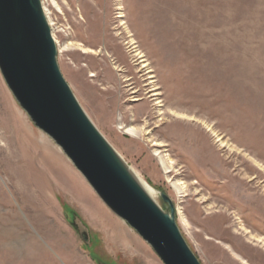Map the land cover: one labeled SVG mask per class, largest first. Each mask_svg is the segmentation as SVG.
I'll use <instances>...</instances> for the list:
<instances>
[{
    "label": "rangeland",
    "instance_id": "1",
    "mask_svg": "<svg viewBox=\"0 0 264 264\" xmlns=\"http://www.w3.org/2000/svg\"><path fill=\"white\" fill-rule=\"evenodd\" d=\"M41 3L79 104L200 262L264 264V0ZM0 133V264H163L1 73Z\"/></svg>",
    "mask_w": 264,
    "mask_h": 264
},
{
    "label": "water",
    "instance_id": "2",
    "mask_svg": "<svg viewBox=\"0 0 264 264\" xmlns=\"http://www.w3.org/2000/svg\"><path fill=\"white\" fill-rule=\"evenodd\" d=\"M0 73L33 125L163 264H202L179 229L170 197L157 191L165 210L145 192L79 104L59 69L41 0H0ZM75 225L89 242L87 227L77 219Z\"/></svg>",
    "mask_w": 264,
    "mask_h": 264
},
{
    "label": "bare ground",
    "instance_id": "3",
    "mask_svg": "<svg viewBox=\"0 0 264 264\" xmlns=\"http://www.w3.org/2000/svg\"><path fill=\"white\" fill-rule=\"evenodd\" d=\"M44 10V9H43ZM45 13V12H44ZM46 15V14H45ZM47 17V16H46ZM47 21H48V19H47ZM49 23V22H48ZM1 136H2V133H0V138H1ZM58 147V146H57ZM59 148V147H58ZM60 149V148H59ZM61 151V150H60ZM62 153V152H61ZM63 154V153H62ZM132 169L130 168V171H131ZM133 171V170H132ZM131 171V173L133 174V176L135 177V179L139 182V184L141 185V187L145 190V192L153 199V192H152V190L144 183V182H142V181H140L139 179H138V176H137V174L133 171L132 172ZM156 193H157V191H156ZM154 200V199H153ZM155 201V200H154Z\"/></svg>",
    "mask_w": 264,
    "mask_h": 264
}]
</instances>
